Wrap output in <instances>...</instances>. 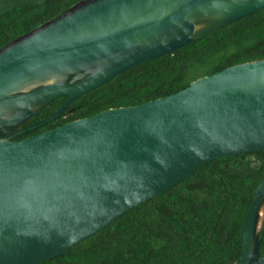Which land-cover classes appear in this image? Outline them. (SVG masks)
<instances>
[{
  "label": "water",
  "instance_id": "obj_1",
  "mask_svg": "<svg viewBox=\"0 0 264 264\" xmlns=\"http://www.w3.org/2000/svg\"><path fill=\"white\" fill-rule=\"evenodd\" d=\"M263 7L264 0H79L2 46L0 128L66 99L48 117L0 136V264H36L64 253L211 159L264 150V58L24 136L126 68ZM198 21L205 26L196 31ZM90 68L79 79L21 90ZM263 212L264 176L233 264H264L257 233Z\"/></svg>",
  "mask_w": 264,
  "mask_h": 264
},
{
  "label": "trees",
  "instance_id": "obj_2",
  "mask_svg": "<svg viewBox=\"0 0 264 264\" xmlns=\"http://www.w3.org/2000/svg\"><path fill=\"white\" fill-rule=\"evenodd\" d=\"M79 0H21L0 7V48ZM264 58V7L159 57L138 62L70 102L35 134L98 111L174 93L227 66ZM66 96L37 109L27 124L55 112ZM264 150L217 157L129 209L66 252L36 264H233L259 180ZM264 254V212L258 228Z\"/></svg>",
  "mask_w": 264,
  "mask_h": 264
},
{
  "label": "bare ground",
  "instance_id": "obj_3",
  "mask_svg": "<svg viewBox=\"0 0 264 264\" xmlns=\"http://www.w3.org/2000/svg\"><path fill=\"white\" fill-rule=\"evenodd\" d=\"M204 26H205V22L204 21H198L196 23V28L195 29H196V31H198V30L202 29ZM61 77L62 76L60 74H56V75H52V76H49V77H46V78H42V79H39V80L31 81V82L25 84L22 87V91H28V90H31V89L39 86V85H43L45 83L57 81ZM32 107L35 108L36 105H32ZM3 115L7 116L8 112H5Z\"/></svg>",
  "mask_w": 264,
  "mask_h": 264
},
{
  "label": "rangeland",
  "instance_id": "obj_4",
  "mask_svg": "<svg viewBox=\"0 0 264 264\" xmlns=\"http://www.w3.org/2000/svg\"><path fill=\"white\" fill-rule=\"evenodd\" d=\"M14 1H21V0H0V7H2L5 4H11ZM33 1H35V0H33ZM93 70H94V68H90V69H84V70H80V71H76V72L60 74L62 77L59 78L57 81H69L72 79H79V78L86 76L87 74L91 73Z\"/></svg>",
  "mask_w": 264,
  "mask_h": 264
},
{
  "label": "flooded vegetation",
  "instance_id": "obj_5",
  "mask_svg": "<svg viewBox=\"0 0 264 264\" xmlns=\"http://www.w3.org/2000/svg\"><path fill=\"white\" fill-rule=\"evenodd\" d=\"M30 119V118H29ZM28 119V120H29ZM28 120L24 123H22L21 125H18V126H11V127H2L0 128V136L1 137H4V136H8V135H11L12 133H14L16 130H18L19 128L21 127H24L27 124ZM2 130V131H1ZM26 136V134L24 135ZM23 137V136H22Z\"/></svg>",
  "mask_w": 264,
  "mask_h": 264
}]
</instances>
